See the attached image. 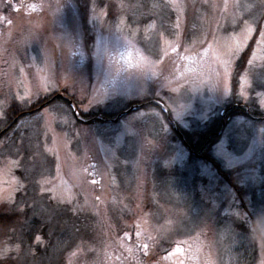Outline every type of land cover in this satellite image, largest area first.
<instances>
[{
    "label": "rangeland",
    "instance_id": "obj_1",
    "mask_svg": "<svg viewBox=\"0 0 264 264\" xmlns=\"http://www.w3.org/2000/svg\"><path fill=\"white\" fill-rule=\"evenodd\" d=\"M99 1L0 0V129L12 102L55 92L78 109L45 101L0 138V208L31 197L32 211L58 208H45L54 222L46 264H163L169 251L177 264L179 248L196 263L248 264L239 262L247 252L264 264V0H118L115 20ZM234 72L241 83L232 89ZM144 98L169 113L150 106L93 122L81 114ZM240 98L258 120L234 115L210 153L242 177L261 236L254 225L247 233L250 216L228 189L214 190L206 153L192 158L168 121L197 132ZM254 98L263 113L248 104ZM216 193L227 199L220 226L206 220ZM15 245L0 246V264L2 254L43 264Z\"/></svg>",
    "mask_w": 264,
    "mask_h": 264
},
{
    "label": "trees",
    "instance_id": "obj_2",
    "mask_svg": "<svg viewBox=\"0 0 264 264\" xmlns=\"http://www.w3.org/2000/svg\"><path fill=\"white\" fill-rule=\"evenodd\" d=\"M99 2L101 6L104 7L105 5H107L109 7V11H108L109 17L113 18L114 20L117 16H119V14L121 15V13L123 12L122 10L118 9L119 7L118 0H100ZM249 54H250V50H245L244 52H242L240 59L238 61L239 66H242L244 68V65L247 63ZM240 74L237 72L236 73L234 72L233 77L231 79L232 89L239 87V84L241 83ZM257 87L258 89H264V85L260 83H257ZM60 99H63L64 103H66L67 106L71 108V111L74 112V109L69 103L70 99L73 101V97L71 96L67 97L65 94L63 95V94L55 93V92L46 95V97L39 98L38 99L39 102L37 100H36L37 102L33 101L28 104L27 103L19 104L20 102H12L10 105L7 106L8 108L6 109V116H7L6 126L8 125L10 126L7 130L0 129V138L3 135L7 134L10 131V129L20 119H23L24 117H27L29 115H34L35 113L39 112V110L41 109L39 106L43 102L46 101L48 102V104H51ZM150 99L151 98H144L143 100L132 101V102H129L128 104L129 105L131 103L140 104L138 109L142 107L151 106L163 112V110L157 104L148 103ZM237 101L240 103V106L237 107L235 106V103L231 102V105L229 107L222 108V110L218 113V116L215 119L211 121H207L206 123H203V124L200 123L201 128L197 132L192 131L193 129L184 128L180 126L179 129L184 136V140L177 133H175L176 131L174 129H173L172 135L176 141H180V142L182 141L184 143L183 145H185L186 148L190 151L192 158H195V157L197 158V156H195L196 154L195 152H198V153L200 152L202 155L206 153V156L204 159H206L207 163L211 165L212 167L211 170H213L215 175L218 177V183L215 185L214 190L222 192L224 188L228 189L226 190V191H229L227 195L228 196L227 199L231 200V199L237 198V201L240 203V204H237V206L241 210H246L247 214L250 216V220L248 219L247 221H243V223L246 224L247 233L255 231L253 229V225H254L256 228V231L254 232V234L256 233L261 236L262 234L258 233V232H261L257 225L258 222L256 223L254 222L255 220H253L254 216L252 214V210L248 208L247 206V202L245 199L247 190H245L244 185L241 184L242 177L241 176L238 177L236 175L237 170L226 167L224 162H219L216 154L210 153V151L213 150L217 142L221 139V136L226 130L227 124L230 122L231 118L234 115L236 116L240 114V115H244L247 118L255 119L250 115V112L246 110L247 106H245L246 107L245 108L243 105H241L242 98H240ZM255 101L256 100L254 98V100L252 99V102H248V104L250 105L251 103V105H253L256 110V114H260V112L262 111H259L260 109L258 107V104ZM128 107L125 106L124 108L122 107V108H119L118 110L114 109L113 111L104 110V111L97 112L95 114L93 112H89V113L82 112L81 114L86 119L90 118L92 122L94 120H98V121L101 120V117L102 119L106 118L107 121H111L112 118L120 119L123 115L132 113L133 111L127 112ZM255 120H258V118H256ZM194 133H197V136L194 137L191 135ZM185 141L187 142L189 146L185 144L186 143ZM241 151H243V148L241 149ZM8 153H9L8 151L5 152V155H7ZM198 153L196 155H198ZM0 157L2 158V155H0ZM165 179H166L165 182L168 184V180H167L168 178H165ZM169 185L171 187H176L177 190L182 188L174 182L169 183ZM184 186L186 187V189L188 188L187 184H185ZM185 187L183 191H185ZM31 188L34 189L33 186ZM191 190H197L196 184H194L193 182L191 183ZM195 192L198 193L200 196L202 194V191L200 190V188H199V192L198 191H195ZM26 193H27V190L25 194ZM21 195L22 193L20 192L18 196H21ZM216 196H217L215 198L216 201L214 200V202H208V204H205L206 209L207 210L210 209L209 214L207 212L206 220L209 221L210 224L214 222L216 226H220V224H222L227 218L226 215L222 214L224 212V207L226 206L225 204H226L227 199L222 200L220 198L221 195H217V193H216ZM30 200H29L30 202H34V197H31ZM30 202L21 201L20 205L23 204L22 207H20V205L17 206L18 205L17 203L16 205H13V206L10 205V207L5 206L4 208H0V244L5 245V247L10 246L12 244L13 247H16L15 244L19 243V249L25 248L24 249L25 251L29 249V257L31 258L33 262L35 261L36 258H39V259L44 260L43 264H46L45 261H48V260L45 259V256L47 255L45 254L44 249H46L48 245L44 244L43 240H45L47 244L54 243L52 242L53 241L52 238L49 237V234H50L49 231L52 227H54V222L51 220L52 217L49 216L51 214L50 213L51 211L50 212H48L49 210L45 211V208H48L50 210H57L58 208L55 207L54 209H51L46 202L45 203L46 206L43 211H40V209L35 208V207H33V211H32L31 207L28 204ZM49 204H52V203H49ZM218 204H219V208L215 209L216 205ZM56 233L57 235H59L58 231H52L51 234H53L56 237L57 236ZM240 237L241 235L239 236V238ZM242 247L243 245L241 246V248ZM236 253L238 254L239 252L237 251ZM246 253H244V256H243L244 259L240 260L239 262H242V263L247 262L248 264H251L250 260H252L253 257L251 256L250 258L249 256L246 255ZM13 254H16V253H13ZM16 255H17V258L14 257L12 261L11 254H7V255L2 254L3 258H5L3 259L5 264H7L8 262L10 264H22L20 257L18 256V254ZM32 257L35 259H32Z\"/></svg>",
    "mask_w": 264,
    "mask_h": 264
},
{
    "label": "water",
    "instance_id": "obj_3",
    "mask_svg": "<svg viewBox=\"0 0 264 264\" xmlns=\"http://www.w3.org/2000/svg\"><path fill=\"white\" fill-rule=\"evenodd\" d=\"M148 103H154V104H157L160 108H162V110L166 113H169V108L167 107V105H165L163 102L157 100V99H152V100H149ZM70 104L72 106V108L74 109V112L77 114L78 113V109L77 107L75 106L74 102L72 100H70ZM47 105V102H45L43 104V106H46ZM143 105V104H141ZM236 106L238 104H235ZM139 106V104H133L131 105L128 109H127V112H131L135 109H137ZM168 121L170 122V124L173 126V128L176 130V132L184 139V136L183 134L180 132L176 122L171 118V116L168 114ZM10 125L6 126L4 128V130H7L9 128ZM220 133V132H219ZM187 146H189L187 143H185ZM199 155V154H198Z\"/></svg>",
    "mask_w": 264,
    "mask_h": 264
},
{
    "label": "flooded vegetation",
    "instance_id": "obj_4",
    "mask_svg": "<svg viewBox=\"0 0 264 264\" xmlns=\"http://www.w3.org/2000/svg\"><path fill=\"white\" fill-rule=\"evenodd\" d=\"M184 250L183 249H181V248H179V252L178 253H176V255H181L182 256V258L183 259H181L179 262L180 263H177V264H211V263H196L195 261H190L189 260V257L188 256H184ZM174 253H172V252H168L164 257H165V261L163 260V261H161V263H165V264H171V262H172V259H173V257H174ZM159 261L160 260H158V263H159Z\"/></svg>",
    "mask_w": 264,
    "mask_h": 264
},
{
    "label": "snow or ice",
    "instance_id": "obj_5",
    "mask_svg": "<svg viewBox=\"0 0 264 264\" xmlns=\"http://www.w3.org/2000/svg\"><path fill=\"white\" fill-rule=\"evenodd\" d=\"M9 23H11V22H9ZM141 235V233L140 232H137V236H140ZM145 247H147V246H145Z\"/></svg>",
    "mask_w": 264,
    "mask_h": 264
}]
</instances>
